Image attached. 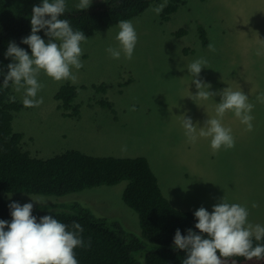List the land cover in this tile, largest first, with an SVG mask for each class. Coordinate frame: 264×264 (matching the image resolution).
<instances>
[{"label": "rangeland", "instance_id": "rangeland-1", "mask_svg": "<svg viewBox=\"0 0 264 264\" xmlns=\"http://www.w3.org/2000/svg\"><path fill=\"white\" fill-rule=\"evenodd\" d=\"M182 1L168 16L151 11L163 3L160 0L131 20L138 34L131 61L123 54L119 60L112 59L106 52L109 46L118 47L116 25L87 36L88 42L82 45L84 67L76 73L74 83H57L40 74L44 88L38 96L44 102L39 107H24L23 92L12 88L11 96L20 106L13 113L12 131L22 134L23 150L38 159L68 150L93 157H143L174 208L195 213L203 206L211 212L224 197L229 203L247 207L253 218L250 222L264 226V166L258 167L264 162V103L257 100L264 92V0ZM78 3L66 0V9H79ZM180 30L183 34L176 35ZM199 32L205 34L206 46ZM209 43L215 45V52L208 50ZM28 54L31 56V51ZM200 57L208 60V69L202 70L200 79L211 85L210 91L218 93L230 87L248 95L254 105V120L253 131L246 132L256 135L255 145L235 142L234 149L214 154L210 138L199 137L195 144L187 141L182 116L203 127L208 118L216 117L215 103L221 100L219 95L209 101L193 97L197 89L187 65ZM67 85L77 93L73 100L78 107L76 116L64 115L55 100ZM133 107L135 111L130 110ZM222 123L225 127L243 125L231 112ZM126 185L123 181L63 197L1 196L7 203L33 206L79 201L96 214L118 220L125 230L140 234L137 214L122 200ZM254 202L258 207L252 208ZM244 264H264V260Z\"/></svg>", "mask_w": 264, "mask_h": 264}, {"label": "trees", "instance_id": "trees-1", "mask_svg": "<svg viewBox=\"0 0 264 264\" xmlns=\"http://www.w3.org/2000/svg\"><path fill=\"white\" fill-rule=\"evenodd\" d=\"M160 0H103L87 10H67L61 19L69 20L74 30H81L86 37L97 30L109 29L118 21L132 20L141 15L151 4ZM162 15L175 12L182 0H168ZM40 0H0V220L11 222L9 205L1 193L33 194L63 197L100 186H115L127 182L122 193L123 202L133 210L139 220L140 234L124 229L116 219H108L79 201L52 206H33V215L39 219L52 215L69 227L79 223L85 244L77 248L79 264H182L187 258L184 251L174 246V236L179 229L186 236L188 229L197 234L198 222L193 212L174 208L163 196L157 179L143 158L93 157L75 150H68L48 159L31 157L23 150L22 134L12 131L13 113L20 108L11 102L12 85L3 86L4 75L10 58L5 57L10 42H15L27 52L31 49L21 43L31 34L33 6ZM45 42L44 30L37 33ZM183 34L180 30L176 35ZM199 39L206 46V36L199 32ZM77 96L71 87L64 86L55 96L58 108L66 116H76L78 107L73 104ZM71 110V113L66 111ZM252 220V218H249ZM7 230V229H5ZM205 238H207L205 236ZM264 243V241H253ZM223 261L244 264L243 257L223 258ZM258 260L259 259H253Z\"/></svg>", "mask_w": 264, "mask_h": 264}, {"label": "clouds", "instance_id": "clouds-1", "mask_svg": "<svg viewBox=\"0 0 264 264\" xmlns=\"http://www.w3.org/2000/svg\"><path fill=\"white\" fill-rule=\"evenodd\" d=\"M167 3L168 0H163L151 11L160 15ZM91 4L90 0H79L76 6L87 10ZM66 8V0H42L40 5L33 6L31 34L21 41L31 49V56L15 42L8 45L5 57L12 62L7 65L3 86L7 88L11 83L15 92H23L22 103L26 108L39 107L44 102L43 97L38 96L44 88L39 80L41 73L57 83H74L76 73L84 67L82 45L89 38L81 30H74L69 20L61 19ZM118 29L115 37L118 47L109 46L106 52L112 59L119 60L123 54L126 60L131 61L138 43L135 26L131 20L123 19L118 21ZM41 30L48 37L47 43L37 34ZM207 47L210 52L216 51L213 43ZM203 69H208V60L204 57L187 65L197 89L193 97L209 101L219 95L220 103H215L216 117L208 118L204 126L199 127L185 115L182 116V127L191 144H195L199 137L210 138V147L215 154L222 149L235 148L231 128L222 123L224 116L233 113L245 125V131L252 132L254 105L241 89L227 87L218 93L210 91L211 85L200 79ZM9 99L14 102L16 98L11 96ZM257 100L264 103V92L257 96ZM130 110L135 111V107ZM256 207L258 204L254 202L252 208ZM9 209L11 222L0 220V264H79L75 250L90 247V239L87 244L83 240L84 229L79 223L74 222L69 227L52 215H45L38 222L32 214L33 203L20 205L14 202ZM249 215L247 207L229 203L224 197L211 212L201 206L194 213L198 221L195 228L200 234L188 229L184 236L177 229L174 236L175 248L187 254L182 264H224L222 257L264 260V243H256L255 246L253 243L254 240L264 241V226L251 223Z\"/></svg>", "mask_w": 264, "mask_h": 264}, {"label": "crops", "instance_id": "crops-1", "mask_svg": "<svg viewBox=\"0 0 264 264\" xmlns=\"http://www.w3.org/2000/svg\"><path fill=\"white\" fill-rule=\"evenodd\" d=\"M228 128H231V130H232V134H233V136L235 137V142H238V143H241V144H254L255 145V143H256V141H257V137H256V135L255 134H253L252 136L250 135V134H248L246 131H245V126H243V125H228ZM241 131V132H240ZM240 132V140H238L237 138H236V135H237V133H239ZM263 162V160H261L260 161V164L258 165V167L260 166V165H262L263 164V166H264V162ZM246 164H247V162H246ZM249 218H252L250 215H249ZM253 219V218H252ZM249 221H252V220H249ZM253 224H261L260 222H258V221H254V222H252Z\"/></svg>", "mask_w": 264, "mask_h": 264}]
</instances>
